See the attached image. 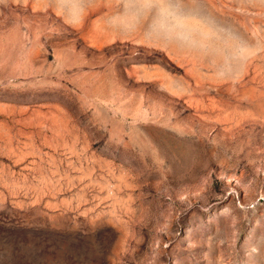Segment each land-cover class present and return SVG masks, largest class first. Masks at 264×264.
<instances>
[{
  "label": "rangeland",
  "instance_id": "rangeland-1",
  "mask_svg": "<svg viewBox=\"0 0 264 264\" xmlns=\"http://www.w3.org/2000/svg\"><path fill=\"white\" fill-rule=\"evenodd\" d=\"M116 3L0 0V264H264V0H186L246 42L199 52Z\"/></svg>",
  "mask_w": 264,
  "mask_h": 264
},
{
  "label": "clouds",
  "instance_id": "clouds-1",
  "mask_svg": "<svg viewBox=\"0 0 264 264\" xmlns=\"http://www.w3.org/2000/svg\"><path fill=\"white\" fill-rule=\"evenodd\" d=\"M202 3V0H200ZM94 0H52L64 22L77 27ZM117 10L104 19L105 27L121 36L140 33L145 40L175 46L179 50L204 51L219 39L232 38L234 47L246 42L231 25L223 23L204 7H187L186 0H117ZM248 57L240 58L239 74ZM227 78L224 69L217 72Z\"/></svg>",
  "mask_w": 264,
  "mask_h": 264
}]
</instances>
